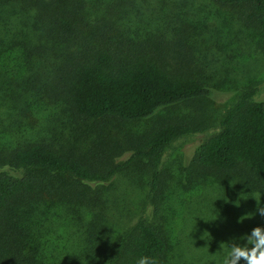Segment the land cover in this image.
Instances as JSON below:
<instances>
[{
	"label": "trees",
	"instance_id": "1",
	"mask_svg": "<svg viewBox=\"0 0 264 264\" xmlns=\"http://www.w3.org/2000/svg\"><path fill=\"white\" fill-rule=\"evenodd\" d=\"M183 1L0 0V131L13 139L0 154L7 170L0 171V264H58L51 238L63 233L62 249H77L70 231L79 237L75 229L103 208L106 183L135 165L146 169L156 195L162 154L185 136L211 132L191 160L197 179L233 186L238 179L262 194L264 207V101L245 90L216 120L177 114L211 94L198 72L202 21L189 19ZM210 2L241 9L245 23L264 30V0ZM155 114L137 134L115 139L95 125ZM254 203L238 214L252 210L241 237L264 228ZM167 247L158 228L139 218L98 264H136L142 256L164 264Z\"/></svg>",
	"mask_w": 264,
	"mask_h": 264
},
{
	"label": "rangeland",
	"instance_id": "2",
	"mask_svg": "<svg viewBox=\"0 0 264 264\" xmlns=\"http://www.w3.org/2000/svg\"><path fill=\"white\" fill-rule=\"evenodd\" d=\"M183 2L189 19L202 21L197 25L199 40L204 43L200 52L203 63L198 72L204 76L211 94L190 111L181 109L177 114L186 111L189 115L210 116L216 120L245 90L254 92L253 101H264V30L245 23L239 8L222 9L210 0ZM157 114L136 124L95 122V125L100 127L101 137L115 139L126 133L137 134L149 126ZM44 119L45 115L38 118L46 125ZM57 129L61 126L57 125ZM1 132L0 154H3L13 139L11 133ZM210 133L185 136L171 142L161 157L160 187L156 195L149 194L146 169L139 165L133 166L128 173L113 177L102 194L103 208H97L89 223H81L82 226L75 229L79 237H74L68 230L77 249L72 245L62 249L65 245L63 233H57L59 238H51L54 245H59L51 250V256L55 257L52 261L59 260L58 264L101 263L113 239L136 220L144 218L158 228L168 245L164 264H221L226 251L220 248L221 244L245 243L240 239L245 222L238 214L245 204L248 209L255 205L257 192L238 179H234L233 186L212 182L215 180L212 176L196 178L191 160L199 144ZM0 171L7 170L0 168ZM220 180L227 179L222 177ZM50 219L54 221V218ZM245 221L253 224V217ZM54 225L52 223V227ZM101 227L105 228L103 234L97 231Z\"/></svg>",
	"mask_w": 264,
	"mask_h": 264
},
{
	"label": "clouds",
	"instance_id": "3",
	"mask_svg": "<svg viewBox=\"0 0 264 264\" xmlns=\"http://www.w3.org/2000/svg\"><path fill=\"white\" fill-rule=\"evenodd\" d=\"M261 196V193H257L254 200L257 203V212L264 217V207L260 206ZM250 218H252L251 214L241 217V221ZM240 239L246 243L241 245L230 242L220 245V248L226 250L221 264H264V228L255 227L250 234L242 236ZM136 264H158V261L155 258L142 256L136 261Z\"/></svg>",
	"mask_w": 264,
	"mask_h": 264
}]
</instances>
